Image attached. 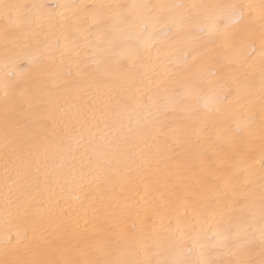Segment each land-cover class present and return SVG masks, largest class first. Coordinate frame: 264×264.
Returning a JSON list of instances; mask_svg holds the SVG:
<instances>
[{
    "label": "snow or ice",
    "instance_id": "1",
    "mask_svg": "<svg viewBox=\"0 0 264 264\" xmlns=\"http://www.w3.org/2000/svg\"><path fill=\"white\" fill-rule=\"evenodd\" d=\"M0 64V264H264V0H0Z\"/></svg>",
    "mask_w": 264,
    "mask_h": 264
},
{
    "label": "bare ground",
    "instance_id": "2",
    "mask_svg": "<svg viewBox=\"0 0 264 264\" xmlns=\"http://www.w3.org/2000/svg\"><path fill=\"white\" fill-rule=\"evenodd\" d=\"M25 2H33V0H25ZM38 2H45L49 4L53 3H61V4H71V3H92L96 2V0H38ZM116 2L121 3H136V2H165V0H116ZM166 2L174 3V2H184V3H191V2H200V0H166ZM213 2L218 3H229V2H241V0H213ZM243 2L248 3H257L258 0H243ZM3 67L2 64H0V73H2ZM4 227V221L3 218L0 217V234L3 232ZM21 228L24 227L23 224L20 225Z\"/></svg>",
    "mask_w": 264,
    "mask_h": 264
}]
</instances>
